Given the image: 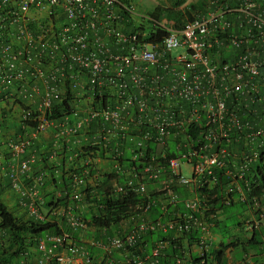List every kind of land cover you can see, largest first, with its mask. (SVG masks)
Returning a JSON list of instances; mask_svg holds the SVG:
<instances>
[{
    "label": "built area",
    "instance_id": "1",
    "mask_svg": "<svg viewBox=\"0 0 264 264\" xmlns=\"http://www.w3.org/2000/svg\"><path fill=\"white\" fill-rule=\"evenodd\" d=\"M31 11L49 17L61 11L65 21L56 29L42 26L32 31ZM124 19L138 22L125 31L121 28ZM152 35L153 40H149ZM227 47L235 51L231 60L211 59L210 52ZM36 55L56 61L51 81L64 78L70 88H76V77L84 75L92 98L103 99L106 91L113 90L121 102L127 117L122 122L117 109L100 111L109 121L107 134L118 127L136 130L139 140L133 159L146 161L142 173L133 170L115 187L114 192L122 196L143 194L145 182L158 178L160 172L167 175L165 188L169 190L174 184L194 185L198 190L209 187L216 182L215 169L232 175L229 166L233 161L244 177L264 152V0H208L203 11L185 20L180 28L174 21L140 13L134 0H0V85L7 87L23 79L19 63H32ZM29 73L33 79L42 76L40 69ZM57 98L56 87L49 86L42 98L47 113ZM68 112L77 114L71 108ZM98 114L92 112L90 117ZM26 121H36L33 127L38 129L43 127L38 114L30 109L23 112L24 125H28ZM171 141L175 154L168 156ZM233 142H240L245 149L238 159L231 151ZM151 144L162 150L161 155L150 150ZM4 145L8 158L18 161L8 174L16 186L18 177L30 170V160L24 157L29 140L20 136ZM118 155L116 152L115 157ZM183 165L189 167V175L183 174ZM250 174L246 186L249 205L259 209L264 192H253L256 183L254 173ZM42 180V175L34 180L30 201L24 202L36 222L46 220L36 206ZM135 205L138 222L124 235L107 239L106 259L96 261L67 232H59L46 236L48 245L45 240L38 243L40 256L34 263L28 251H23L20 264H109L113 250L136 247L149 229L171 228L178 233L204 229L193 215L203 207L198 199H186L188 212L165 223L153 224L141 217L149 202ZM69 223L72 227L86 226L75 215ZM257 225L258 221L249 227ZM163 246L164 241H158L152 254L157 256Z\"/></svg>",
    "mask_w": 264,
    "mask_h": 264
},
{
    "label": "crops",
    "instance_id": "2",
    "mask_svg": "<svg viewBox=\"0 0 264 264\" xmlns=\"http://www.w3.org/2000/svg\"><path fill=\"white\" fill-rule=\"evenodd\" d=\"M134 1L140 13L148 14L158 5L170 8L175 2ZM196 1L198 0H184L180 6L174 8L181 9ZM115 10L119 12L117 7ZM31 16L29 26L32 31H37L42 26L49 28L48 30L56 29L65 21V15L61 11H57L52 17L47 13L31 11ZM137 22V19H124L121 28L130 31ZM234 54L235 51L227 47L218 53L210 52V57L213 61L231 60ZM54 64L56 61L50 62L45 57L36 55L32 63H19L18 67L25 73L23 79L15 80L7 87L0 85V199L19 222L35 221L24 202L30 201L29 188L42 175L36 206L46 215L45 221L54 222L59 232H67L72 241L86 248L100 262L107 258L104 252L107 239L114 235H124L138 222L136 202L150 203L149 209L141 217L154 224L165 223L180 213L188 212L184 201L198 199L203 207L193 211V215L203 223V230L195 227L178 233L171 228L149 229L136 247L113 250L109 264H264V195L259 197V209L250 207V192L246 186L250 182L251 171H246L245 176L240 177L241 171L236 161L229 166L231 176L215 169L216 182L202 190L194 185L177 184L172 185L170 190L166 189L167 175L160 172L158 178L145 182V192L136 195L138 199L118 224H95L93 218L104 213L101 210L105 208L103 203L106 192L113 198L122 196L114 192L115 187L123 183L133 170L142 173L146 161L144 158L133 159V148L139 140L136 130L127 126L124 131L122 127H118L113 129L112 134H107L110 125L100 114L103 108L117 109L121 122L127 119L114 91H106L103 99L92 98L84 75L76 77V88H70L69 81L64 78L53 82L49 75L55 70ZM35 69H40L42 76L33 79L29 72ZM53 85L59 93L54 105L69 96L68 110H76V115L69 114L60 105L57 107V114L51 115L50 111L47 116L48 113L42 106V98L45 90ZM25 109L38 114L40 122L43 123L42 128L23 124ZM92 112L99 114L91 118ZM78 123L79 127L76 126ZM20 136L29 140L24 157L30 160V170L26 175L18 177L15 186L8 174L16 169L18 161L8 158L4 142ZM241 145L240 142H233L231 145L236 159L245 150ZM149 146L152 147V152L161 155L162 150L159 147L154 144ZM167 151L172 153L171 156L175 154L173 141ZM116 152L118 157H115ZM259 160L264 162V152L259 154L258 160L253 164ZM182 169L190 174L187 165H183ZM73 215L83 220L86 226H70V217ZM257 221L259 225L249 227ZM51 233L58 231L27 237L25 245L18 251L14 248L8 250L7 244L3 243L4 238H0V264H20L25 250L28 251L30 261L34 263L40 256L38 243L46 241V236ZM161 240L164 241V246L154 256V246ZM46 243L49 244L48 241ZM219 251H222L220 262L216 259Z\"/></svg>",
    "mask_w": 264,
    "mask_h": 264
},
{
    "label": "trees",
    "instance_id": "3",
    "mask_svg": "<svg viewBox=\"0 0 264 264\" xmlns=\"http://www.w3.org/2000/svg\"><path fill=\"white\" fill-rule=\"evenodd\" d=\"M183 2L184 0H175L173 7L170 8H164L158 5L150 12V15L157 19L165 17L167 20H173L175 26L180 28L185 20H189L197 12L203 11L206 5L205 0H198L196 2L189 3L181 9L174 8L180 6ZM160 33L163 32L161 31L159 34ZM153 38L154 36L152 35L148 39L153 40ZM68 100L69 96H66L60 103L54 105L51 110V115L58 113L57 107H60V105L68 110ZM49 114L50 112H48L47 116H49ZM26 123L30 126L37 125L36 121H26ZM167 154L168 156H171L172 153L167 151ZM249 170L251 173H254L253 180L256 183L253 192L255 194L264 192V162L259 160L258 163L250 165ZM136 199L138 198H136L135 194L113 198L106 192L105 201L103 203L105 208L101 210L104 213H101L98 217H94V223L105 226L118 224L126 215L129 207ZM0 231H2V238H4L3 243L7 244V249L13 250L14 248V250L18 251L25 245V239L27 237L42 236L47 231H58L59 233L60 230L54 222L49 221L35 222L33 220H26L19 222L0 199ZM221 258L222 251H219L216 259L220 262ZM203 264L207 263L205 262Z\"/></svg>",
    "mask_w": 264,
    "mask_h": 264
},
{
    "label": "rangeland",
    "instance_id": "4",
    "mask_svg": "<svg viewBox=\"0 0 264 264\" xmlns=\"http://www.w3.org/2000/svg\"><path fill=\"white\" fill-rule=\"evenodd\" d=\"M189 1H192V0H189ZM194 1V0H193ZM184 7V6H183ZM188 172L186 171V169L183 171V174H185V175H188L187 174Z\"/></svg>",
    "mask_w": 264,
    "mask_h": 264
}]
</instances>
